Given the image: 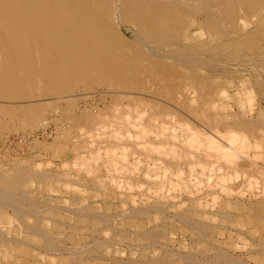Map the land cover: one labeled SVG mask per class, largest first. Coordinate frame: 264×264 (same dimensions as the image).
Listing matches in <instances>:
<instances>
[{
	"label": "rangeland",
	"instance_id": "374dc122",
	"mask_svg": "<svg viewBox=\"0 0 264 264\" xmlns=\"http://www.w3.org/2000/svg\"><path fill=\"white\" fill-rule=\"evenodd\" d=\"M258 21L260 23L258 26L253 25L251 21H247V23L246 21H244L245 24H248L246 27L247 32L253 33L256 32L259 28L262 29L261 32H264V16H260L258 18ZM201 22L202 20L200 19L196 29L194 30V34H196L194 40H197L194 43L197 44L201 43L203 40V43L206 42L207 38L209 37V34L207 35L206 31L203 30ZM242 67L239 66L240 71L238 72H243L240 76L239 73H236L235 75H233V77H231V75L225 80L223 79L221 81H214L211 78L215 83L211 84L210 88L213 92L218 93L212 97V106L214 105L215 107V105H217L216 108L212 107V109L214 108L215 110H211V107H209L206 108L204 113L201 112L202 110L199 108V104L197 103V101L195 102L196 96L191 95L194 100L192 102L191 100L188 102L192 106L188 109V111L186 110V105L177 108L176 105L175 107H173L172 105L170 106L166 104L171 109L170 112L172 114H156V112L153 110V106L155 105H151L150 103H148V97L137 96V99H135L133 105V101L129 100V97L127 98L128 100H118L119 95H114V93H112L110 89H107L109 88L108 84H102L103 86H94L92 89H86L83 85L81 86V84H75L76 86H73L74 91L72 90V93L65 95H52L47 97L46 99L43 98L42 100H39L35 103H25L21 101V104L20 101H17L20 103H17L16 101L9 102L6 100L4 101L0 98V110H3V106L4 109H14L15 107L17 108L21 105L35 104L37 109H40L39 111H41V118L34 126L29 124L27 126V123L24 124V121H22L20 118L13 117L12 115H10V117L5 114H0V121L3 123L2 126H5L7 124L5 126L6 128L4 127L5 130L1 129L2 131H0V176L1 178H9V176L16 177L18 175V172H21L19 173V175L24 174L27 176L25 180L22 181L17 187L18 190L15 189L16 187L14 186V196L16 197H12L11 199V197H7L10 195H0V264H113L112 261H114V259L118 260V258L120 261L132 260L136 263L148 264L150 261H153V258L155 260L156 256L157 258H159H156L157 260L170 261L171 259H173L171 261L175 262L176 264H264V204H262L261 202V200L263 201L264 198H260V196L264 193V174H261V176H259L260 172L257 170L259 169L257 168L258 166L262 167V169L264 168V145L260 144L259 149L256 151L253 147H250L247 153L249 159H239L238 166L236 167V169H238L237 172L233 168L226 167V165H224V162H217V159L215 158L210 161L212 164H214L215 162L214 166L216 168L214 167L213 169L211 167V164L209 165L210 168L203 169L205 171L203 174V171H201L203 168L202 165L206 163L204 162L205 160L202 159L201 153L199 152L200 154H198V150L200 148L198 146V143L201 144L203 142V136H208L211 134H209L210 124L214 127H216V123L220 124L216 127V129L213 130H218L221 135H224L223 133H226V131H230V129L234 128L233 126L231 127V125H242L245 122L251 121L256 126V136H260L257 134H261V132V135L264 136V72L251 73L249 71H243L246 70V68ZM247 91L249 93L247 95L248 97L245 96V94H247ZM252 96L253 98H251ZM185 97L189 98L190 96L183 94L182 98L185 99ZM114 98L116 101L114 100ZM248 99H251L252 102ZM185 100L188 101L189 99L186 98ZM157 102L163 104L162 101ZM44 103H46V105ZM141 106L143 108H141ZM69 107H71V109ZM184 107L185 109H183ZM250 108L253 109L252 112H249ZM138 109L140 110V112H142L141 109H143V112L147 111L143 116L144 118L146 117L144 119L145 121L143 123L139 122L138 128L140 129L139 132H142V128L145 126L144 128L148 131V135L150 136H147V139L143 138L145 142L143 140L132 142L135 138L134 134H136V130L128 131L126 127L118 129L119 123L117 121L122 118L124 120L127 119L126 114H130V112L135 113L136 111L139 112ZM172 109L179 114H173L174 112H172ZM182 109L183 111L185 110V113L183 112L184 114L181 113ZM65 111L67 113H70L71 111L72 112L70 114H66ZM63 112L64 116L62 115ZM150 112L151 114H148ZM187 112H189L188 115ZM211 114L213 115L210 116ZM116 115L120 116L117 117ZM177 115H179V117ZM86 116H89L90 118L93 117L95 119L98 118V116L99 119L101 117H104L102 118L104 120L101 119V121H104L102 126L105 127V130L103 129L99 132L97 131L98 134L95 132V129L92 131L84 128L86 131L83 130V128L78 126L79 124L77 123V121L79 120L77 119H83ZM174 116L176 120L174 119ZM71 117L73 120L71 119ZM106 117L110 120H107ZM201 118H204L206 121L208 120L207 122L209 125L206 124V126L209 127V130L205 127L204 124L201 123H206L205 121L201 120ZM165 120L167 121L165 122ZM154 121H157L156 126V122L154 123ZM123 122L125 121L122 120V123ZM177 122L179 124H177ZM213 122L215 125L213 124ZM186 123L189 128L186 126ZM223 124L229 126L222 128ZM181 126H183L182 129ZM109 127L110 129H108ZM184 127L185 129L188 128L190 133L192 132V134H196L195 137L197 136L198 140L193 143V146L195 145L194 148L192 146V148L190 147L191 149H189V145L188 147L186 146L187 144L185 142H187L186 139H188V134L190 135V133L188 132L187 134V132H184ZM202 127H205L204 130ZM172 129L173 131H171ZM198 129L200 130L198 131ZM78 130L81 132H78ZM113 130L117 131V133H114ZM175 130L178 131L176 132ZM151 131L153 133L159 132L160 134H162V136L164 135V137L168 134L167 137H163V139L169 142H162V139L158 138L157 136V138L155 137V139V134L153 135ZM112 133L122 136L121 141L118 142V144L122 143L121 145L116 144V142L114 141V134ZM125 133L128 134L125 135ZM201 133L204 135L200 136ZM89 134L90 138L86 136ZM87 137L88 139H86ZM253 137L254 136L249 137L251 146H253V144L255 143V138ZM24 138H28L26 143H20L21 139L23 140V142H25ZM97 138L99 139L97 140ZM94 141L98 143V146L99 144L101 146L98 147L96 145L97 143H95ZM170 141H173V145L175 148L172 147V143ZM91 142L94 143L92 144ZM157 142L160 143L158 144ZM114 143L116 144V146H114ZM164 143L167 145H165ZM104 144H106V147L104 146ZM137 144H143L144 146L139 145L141 147H138ZM157 145L160 148H163V146L167 147H164V150L159 148L160 150L158 152ZM171 147L172 149H170ZM121 148L124 149L122 150ZM154 149L157 150L158 154L156 153V155H154V152H156V150L152 152ZM195 149L196 153L195 151L191 152V150ZM105 150L108 151L109 154L107 152L105 153ZM171 150L174 151L173 153L175 155H173ZM111 151L115 152L111 153ZM166 153L168 154V157L165 155ZM179 154H181L182 158ZM192 154L194 156H192ZM94 155L96 156V158H92L94 157ZM164 155L166 156V158ZM257 155H259L260 158H258ZM83 156H87L86 158L88 160H86V158ZM146 157L149 160H147ZM179 157L180 159H177ZM90 158H92V160ZM122 158H126L123 159L125 160L123 162L126 164H123V162H121ZM143 158L146 160L143 161ZM97 159H102L103 161H98ZM89 160H91L90 164L87 165L86 162L89 163ZM176 161L181 162L177 163ZM253 161H255L254 164H256L257 166L252 163ZM95 162H97V166H94ZM200 162H202V165H200ZM64 163L66 166L63 165ZM132 163L136 167L138 166L136 168L138 171L136 170V172H134L135 168L133 169ZM151 163L154 165L152 166ZM194 163L196 164V168L195 165L193 167L194 173L189 172L190 169H192L189 166ZM207 163L210 164L209 161ZM129 164L131 166H129ZM147 164L150 167H148ZM37 165H40L39 168L35 167ZM161 165L163 167H161ZM177 165L182 167L183 170L178 168ZM198 165L202 166V168H200ZM87 166L90 170L87 169ZM90 166H92V168ZM115 166H117V168ZM187 166L189 168H187ZM78 167H81L80 169L82 170L86 169L85 172H83L82 174V170H80V172L78 170ZM168 167L172 168L169 169ZM163 168L164 170L168 169V172H166L167 174L165 173L166 175L163 174L165 172ZM106 169L107 173L109 172L108 174L106 173ZM174 169L176 170L177 175ZM177 169L180 172L183 171V174L180 173L181 175H178L179 171ZM132 170L133 174L131 173ZM208 170H213L214 174L209 173ZM6 171H11L12 174H9L11 172L7 174ZM42 171H44L45 173ZM89 171L91 174L88 173L89 176H87L86 173ZM77 172H80L79 175ZM145 172L148 173V176ZM172 172L176 176L171 175ZM64 173L66 176L63 175ZM199 173L200 175L202 174V177L199 176ZM46 174L47 176H45ZM145 174L147 177L151 175L150 178H146V176H144ZM210 174L211 176H213V178L210 176ZM113 175L114 178H112ZM190 175L192 177L191 180L189 177ZM156 176H158L157 180L152 179ZM186 176H188L187 179ZM208 177L212 178L210 181L212 184H210V178L208 179ZM220 177H224L225 179H227L228 177L231 182H228L227 180V183L223 184V181L216 180V178ZM68 179H70L71 181ZM98 179L99 182L97 183V181L95 180ZM102 179H104V182ZM110 179H112V181ZM91 181L93 183H90ZM110 181L113 184L110 183ZM190 181H192V183H190ZM175 182H177L176 185ZM153 183H155L156 185H153ZM252 183H254L255 185H253ZM93 184L94 186L96 185V188H94ZM126 184L130 185L131 187L132 185L133 187H137H132L133 190H131L130 186H126ZM178 184L180 185L179 187ZM139 185L143 186V188ZM250 185H252V188L250 187L252 190L248 188ZM139 187L141 190L137 189ZM174 187H176L177 189H175ZM209 187L210 189L208 190L207 188ZM245 187L247 190H250V193L248 191V194L246 193ZM160 188L164 189L163 193L156 192L157 190H160L161 192L162 190ZM178 188H180V190ZM194 188L197 190V192H195L196 190ZM167 190H169V192ZM199 190L201 192H199ZM241 190L243 191L241 192ZM223 191L226 193H224ZM194 192L195 194H198L196 195V198L192 196L195 195ZM237 192L239 193L235 194ZM244 192L246 194H244ZM153 193L158 194L153 195ZM251 193L253 194V196L251 195ZM150 195L152 196L150 197ZM171 195H173V197ZM239 195L242 196L240 197ZM258 195L259 197H255ZM162 196L163 199L161 200ZM212 196H215L216 198H213ZM171 198H174L176 200L173 201L174 199L172 200ZM212 198L215 200L214 203L211 202ZM143 200H146L147 202ZM160 200L163 205L160 203ZM33 201L36 203L34 204ZM152 201L155 202L153 203ZM200 201L201 203H199ZM156 202L159 203V205ZM164 202L166 204L165 206ZM205 203L208 204L206 205ZM153 204L157 206V208H154ZM38 205H40L42 208L40 206L38 207ZM177 205H179L180 207L178 206L179 208H177ZM181 205L184 209L181 208ZM51 206H55L56 208L54 209ZM160 207H162L163 210H159L162 209ZM128 208L133 210V212L136 210V212L134 213H137L139 216L137 214L133 215V212H131V210H129ZM152 208L154 209L151 210ZM180 208L182 209V211ZM172 209H175V213L174 211H172ZM179 210L181 212H179ZM159 211H161V213ZM163 211L168 213L166 214ZM185 213L187 217L191 218L190 220L188 218L189 222L186 221L187 218ZM121 214L123 216L125 215V217L121 216ZM93 215H98L96 217L99 218H102L103 216H111L113 220L111 217V219L108 218V223L106 217L104 221L103 218H95ZM116 215L119 216L117 217ZM119 217L122 218L120 219ZM126 217L127 219H125ZM102 220L104 223L102 222ZM107 225H109L110 227ZM111 227L113 228V230L111 229ZM99 230L101 231L99 232ZM134 230H137L138 233H136V231L134 232ZM116 232H119L118 236L116 234L117 237L114 234ZM104 233H106L107 236H105L106 234ZM111 234L114 235H112L111 237ZM90 235H93L94 237L92 238L90 237ZM97 235L99 238H97ZM79 237H81V239ZM96 238L98 241H103L105 239L104 242L106 243V247L108 246L106 248L108 252V255H106L107 257L103 254H100L99 252H97V254L92 253L90 254V256L88 254L83 255L82 250L85 247L89 246L90 243V245H92V243H95V241H97ZM106 240L109 243H107ZM48 241L52 243V251L46 248L47 245L45 246ZM83 245L85 247H83ZM136 248L138 249V251H135L137 250ZM154 250L157 251V254L155 253V255ZM128 253H130V256L128 255ZM112 255L113 257H115L114 259H112ZM75 256H77V258L81 260L80 263L76 262L77 258L75 259ZM186 259L189 261H187Z\"/></svg>",
	"mask_w": 264,
	"mask_h": 264
},
{
	"label": "bare ground",
	"instance_id": "6f19581e",
	"mask_svg": "<svg viewBox=\"0 0 264 264\" xmlns=\"http://www.w3.org/2000/svg\"><path fill=\"white\" fill-rule=\"evenodd\" d=\"M260 16H264V0H0V98L3 99L4 101L6 100L9 102H11V101H16V102L20 101L21 102L22 101L25 103H27V102L28 103H31V102L35 103L39 100H42L43 98L46 99L47 97L52 96V95H65V94L72 93L73 86L75 84H81V86L83 85L86 89H92L94 86H100L102 84H108L109 88H107V89H110L111 92L114 93V95H119L118 100L119 99L120 100H123V99L126 100L129 97V100L133 101V105H134L135 99H137L136 98L137 96L148 97V99H150V100L147 99L148 103H150L151 105H155V106H153L154 107L153 110L156 112V114H163V113L170 114L171 109L168 107V105H170V106L172 105L173 107H175V105H176L177 108H179L180 106L183 107L184 105H186V110L188 111V109L190 107H192L191 104L188 102L190 100H191V102L194 100L192 96H196L195 102L197 101V103L199 104V108L202 110L201 112L204 113L206 108L211 107V110L216 108L217 104L215 105V107H214V105L212 106V101H213L212 97L218 93L213 92L210 88V85L215 83L214 82L215 80L216 81H221L223 79L225 80L226 78H228L231 75H232L231 77H233V75H235L236 73H239V76H240L243 72L242 73L238 72V71H240L239 66H241V67L243 66L246 68V70H243V71H247V72L249 71L251 73H253V72L254 73L264 72V65H263L264 64V45H263V43H264V32H261L262 29L257 28L258 30L256 32L249 33V32H247V28H246L248 24H245V22H244V21H246V23H247V21H251L253 25L258 26L260 24L258 21V18ZM200 19L202 20L201 26H202L203 30L206 31L207 35L209 34L208 35L209 37L207 38V41L205 40L206 42L203 43V41H204L203 40L201 43L197 44V43H194L197 41V40L196 41L194 40L195 36H196V34H194V30L196 29ZM260 27H261V25H260ZM259 63L262 65H260ZM235 66H236V68H235ZM239 76H237V77H239ZM259 76H260V74H259ZM211 78L214 81H212ZM209 79H211V80H209ZM246 93L247 94H245V96L248 97L247 96L249 94L248 91ZM183 94L190 96L189 98L185 97V99L186 98L189 99L188 101H186L185 99L182 98ZM250 96H251V92H250ZM250 96H249V98H250ZM253 96L251 98H253ZM114 100H115V98H114ZM248 100L251 101V99H248ZM73 101H75V100H73ZM157 101H162L163 104L158 103ZM20 102H17V103H20ZM22 102H21V104H22ZM57 102H58V100H57ZM44 104L46 105V103H44ZM166 104H168V105H166ZM188 104H189V106H188ZM72 105H73V103H72ZM9 106H12V105H9ZM69 106H70V103H69ZM212 107H214V108L212 109ZM69 108L71 109V107H69ZM141 108H143V107L141 106ZM183 109H185V107ZM183 109L181 110L182 111L181 113H183V112L185 113V110L183 111ZM39 110L37 109L35 104L34 105L33 104L21 105L20 107H17V108L15 107L14 109H12V108L4 109V106H3V110L2 109L0 110V114H2V115L5 114L8 116L12 115L13 117L20 118L22 121L25 122L24 124L27 123L26 124L27 126H28V124L34 126L41 118V113H40L41 111H39ZM144 110H146V109H144ZM138 111L139 112L136 111L135 113L130 112V114H126V116H127L126 118L127 119L129 118L128 120L127 119L124 120L123 118L122 119L119 118L120 120L117 121L119 123V125H118L119 128L117 127L118 129L126 127V129L128 131H131V130L135 131L136 130V134H134L135 138L133 139L132 142H138L141 140L144 141L143 138L147 139L146 137L150 136V135H148V131L144 128L145 126L142 128V132H139V130H140V129H138L139 128V122L143 123L145 121L144 119L146 117L144 118L143 116L145 115L144 113H146L147 111L143 112V109H141L142 112H140L139 109H138ZM250 111L252 112L253 109L250 108L249 112ZM172 112H174L173 114L177 113V112H175V110L173 111V109H172ZM70 113L66 112V114H70ZM188 113L189 112H187V115H188ZM63 114H64V112L62 113V115ZM148 114H151V112ZM177 114H179V113H177ZM212 115L213 114H211L210 116H212ZM249 115H250V113H249ZM118 116H120V115H118ZM177 116L179 117V115H177ZM65 117H66V115H65ZM72 117H71V119H72ZM86 117H84V118L82 117L83 119L80 118L81 120L77 119V120H79V121H77V123L79 124L78 126L83 128V130L89 129V130L93 131L95 129L96 130L95 132L98 134V132L100 130H103L105 128L104 126H102L104 121H101V119L104 117H101L99 119V116H98V118H96L98 120H96L93 117L92 118H90L89 116H86ZM95 117H97V116H95ZM183 117H185V116H183ZM0 118H1V116H0ZM153 118H154V116H153ZM106 119H107V117H106ZM174 119H175V116H174ZM102 120H104V119H102ZM107 120H110V119H107ZM122 120L125 122L122 123ZM201 120L206 122V123H204V122H201V123L204 124L207 129L210 127L209 128L210 129L209 134L211 133L210 135H208L209 137L206 135L203 136L204 134L201 133L202 135L200 134V136L204 137V139L202 140L203 142L201 144L198 143L199 145L197 144L200 147V148L197 147V148H199L198 154L201 153V157L203 160H205L204 162L206 163V164L202 165L201 164L202 162H200V165H202L203 168H202V166L198 165L200 168H202L201 171H203L202 172L203 174L205 172L203 169L210 168L209 165L212 164L210 160L215 159V158L217 159V162L222 161V162H224V165H226V167L233 168L237 172L238 169H236V167L238 166L239 159L240 158L242 160L243 159H249V157L247 156L248 155L247 153H248V150L250 149V147H253L256 151L259 149L260 144L264 145V136L261 135L262 132H261V134L260 133L257 134V135H260L257 137L256 136V132H257L256 126L251 121L245 122L242 125L241 124L240 125H231V127L233 126L234 128H232V129L229 128L230 129V131L228 130L229 132L226 131V133H223L224 135H221L218 132V130H216V131L213 130V129H216V127L219 126L220 124L216 123V125H215L214 124L215 121H214L213 124L216 127H214L210 124L213 127L212 128L208 124V122H207L208 120L206 121L204 118L203 119L201 118ZM166 121L167 120H165V122ZM210 121H211V119H210ZM212 121H213V119H212ZM155 122H156V124H155V126H156L157 121H154V123ZM187 123H186V126L188 127ZM159 124H161V123H159ZM177 124H179V123L177 122ZM206 124H208L209 127L206 126ZM2 125H3V123L0 121V131H2L1 129L5 130L4 127L7 124L5 126H2ZM191 125H192V123H191ZM32 126H30V127H32ZM228 126L226 124H223L222 128L223 127L225 128ZM178 127H179V125H178ZM182 127L183 126H181V129H182ZM185 127H184V132H187V134H188V132L190 133V131L188 129L189 127L186 129H185ZM204 128H203V130H204ZM108 129H110V127ZM173 129L171 131H173ZM195 129H196V127H195ZM199 130L200 129H198V131ZM171 131H170V133H171ZM175 131L177 132L178 130H175ZM198 131H197V133H198ZM224 131H225V129H224ZM78 132H81V131L78 130ZM113 132L117 133V131H114V130H113ZM114 133H112V134H114ZM151 133H153V132L151 131ZM172 133H174V132H172ZM62 134H64V133H62ZM122 134H124V133H122ZM127 134L125 133V135H127ZM163 134H167V133H163ZM118 135L119 134L113 135L114 141L116 142L117 145H119V144L121 145L122 143L118 144V142L121 141L122 136H120V135L118 136ZM153 135H154V138L157 136L158 138L162 139V142H165V143L169 142V141H166L165 139H163L164 135L162 136V134H160L159 132H155V133H153ZM167 135L165 137H167ZM195 135L196 134H192V132L190 133V135L188 134V139H186L187 142H185V143L187 144L186 145L187 147L189 145V149H191L193 146V143H195V141L198 140L197 136L195 137ZM86 136L89 137L90 134L86 135ZM250 136H254L253 138H255V141L253 140L255 142L253 144V146H251L250 141H249ZM88 137L86 139H88ZM127 137H129V136H127ZM82 139H83V136H82ZM95 139H96V137H95ZM98 139L99 138H97V140ZM175 140H176V138H175ZM94 142H91V143L93 144ZM91 143H88V144H91ZM95 143H97V142H95ZM171 143H172V147H174L173 141ZM112 144H113V142H112ZM116 144L114 146H116ZM144 144H147V143H144ZM96 145L98 146V143ZM139 145H141V144H139ZM139 145L137 144L138 147L144 146L143 144L141 146H139ZM165 145H167V144H165ZM99 146H101V145L99 144ZM104 146L106 147V144H104ZM149 146H151V145H149ZM149 146H148V148H149ZM194 146H193V148H194ZM118 147H121V146H118ZM126 147H128V146H126ZM164 147L165 146H163V148L162 147L160 148L157 145L158 152L160 149L164 150ZM172 147L170 149H172ZM136 149H137V147H136ZM110 150H111V148H110ZM155 150L156 149H154L152 152H154ZM157 150H156V152H154V155H156V153L158 154ZM192 151H195V153H196V149L191 150V152ZM106 152L108 153V151L105 150V153ZM112 152L113 151H111V153ZM126 152H125V154H126ZM166 152H168V151H166ZM173 152L174 151H172V153ZM98 153H97V155H98ZM169 153H170V150H169ZM90 155H91V153H90ZM165 155L167 156L168 154L166 153ZM173 155H175V154L173 153ZM179 155L181 157V154H179ZM166 156H165V158H166ZM192 156H194V155L192 154ZM257 156H258V158H260L259 155H257ZM83 157H85V156H83ZM117 157H120V156H117ZM180 157L177 159H180ZM199 157H200V155H199ZM92 158H96V156L94 155V157H92ZM92 158H90V159L92 160ZM100 158H101V156H100ZM123 159H126V158H122V161H121V159H120V161L121 162L125 161ZM146 159H147V157H146ZM146 159L143 158V161ZM155 159H157V158H155ZM86 160H88V159L86 158ZM91 160H89V163L86 162V164L87 165L90 164ZM97 160L103 161L102 159H97ZM147 160H149V159H147ZM172 160H173V157H172ZM136 161H135V163H136ZM208 161L210 162V164L207 163ZM255 161H253L252 163L254 164ZM148 162H150V161H148ZM179 162H181V161H179ZM179 162H177V163H179ZM248 162H249V160H248ZM96 163L97 162L94 163L95 164L94 166H97ZM112 163H114V162H112ZM76 164H78V163H76ZM123 164H126V163L123 162ZM139 164H141V163H139ZM214 164H215V162H214ZM214 164L211 165V167L213 169L215 167ZM63 165L66 166L65 163ZM105 165H106V163H105ZM109 165H110V163H109ZM151 165L153 166L154 164L151 163ZM178 165H177V167L183 170V168L178 166ZM192 165L189 166L190 168H192V169H190L189 172H193L194 165L196 168L195 163ZM205 165H207V166H205ZM254 165H256V164H254ZM39 166L37 165L35 167L39 168ZM129 166H131V165L129 164ZM132 166H133V169L135 168L134 172H136V170H137L136 168L138 166L136 167L135 165H133V163H132ZM48 167H49V164H48ZM90 167L92 168V166H90ZM115 167L117 168V166H115ZM148 167H150V166L148 165ZM161 167H163V166L161 165ZM189 167L187 166V168H189ZM199 167H197V168H199ZM78 168L77 169L79 171L82 170V169H80L81 167H78ZM171 168L172 167H170L169 169H171ZM251 168H252V166H251ZM257 168H259V169H257L260 172L259 176H261V174H264V171H263L264 168L262 169V167H259V166ZM87 169H88V166H87ZM85 170H82V172L81 171L80 172L83 174V172H85ZM88 170H90V169H88ZM163 170H164V168H163ZM167 170L168 169H165L164 170L165 172L163 174L168 172ZM186 170H188V169H186ZM240 170H242V169H240ZM144 171H145V169H144ZM158 171H159V169H158ZM210 171H212V172H210ZM210 171H209V173L214 172L213 170H210ZM9 172H11V171H9ZM9 172H7V174ZM42 172H44V171H42ZM175 172H176V170H175ZM182 172L183 171H181V172L179 171L178 175H181L180 173H182ZM19 173H21V172H18L17 173L18 175L16 174L17 175L16 177L9 176V178H1V176H0V192H2V193H0V195H2V196L5 194L10 195V196L6 195V196L11 197V199H12V197H16V196H14V188L16 187L15 189H17V187L20 185V183L22 181H24L25 178L27 177L24 174L19 175ZM73 173H74V171H73ZM79 173H78V175H79ZM88 173L91 174L89 171L86 173L87 176H89ZM106 173H107V169H106ZM131 173L133 174V170L131 171ZM145 173H147V172H145ZM9 174L11 175L12 172ZM112 174H109V175H112ZM13 175H15V174H13ZM63 175H65V173ZM171 175H175V174H173V172H172ZM176 175H177V172H176ZM201 175L199 173V176H201ZM45 176H47V174ZM45 176H43V177H45ZM138 176H139V174H138ZM144 176H146V174ZM147 176H148V173H147ZM147 176H146V178H150L151 175L149 177H147ZM210 176H211V174H210ZM124 177H126V176H124ZM163 177H165V176H163ZM187 177L188 176H186V179H187ZM189 177L191 180V178H192L191 175ZM211 177L213 178V176H211ZM109 178H110V176H109ZM112 178H114V175ZM157 178H158V176H156L155 178L153 177L152 179L157 180ZM194 178H195V176H194ZM209 178L210 177H208V179ZM212 178L209 179V182L211 181ZM260 178H262V177H260ZM257 179H258V176H257ZM68 180H70V179H68ZM102 180L104 182V179H102ZM110 180L112 181V179H110ZM216 180L223 181L224 182L223 184L227 183V180H228V182L229 181L231 182V180H229L228 177H227V179H225L224 177H220V178H216ZM95 181H97V183H98L99 179L95 180ZM111 181H110V183H112ZM181 182H183V181H181ZM90 183H93V182L91 181ZM190 183H192V181H190ZM220 183H222V182H220ZM259 183H260V181H259ZM154 184L155 183H153V185ZM176 184H177V182H175V185ZM210 184H212V183L210 182ZM252 184L255 185L254 183H252ZM87 185H89V184H87ZM198 185H200V184H198ZM93 186H94V184H93ZM95 186H94V188H96ZM126 186H130V185L126 184ZM179 186L180 185L178 184V187ZM251 186L252 185H250L248 188H250ZM132 187H133V185H132ZM132 187L130 186L131 190H133V188L137 187V186H134L133 188ZM140 187L143 188V186H140ZM140 187L137 189L141 190ZM176 187H174V188L177 189ZM196 187H198V186H196ZM263 187H264V185H263ZM178 189L180 190V188H178ZM207 189L209 190L210 187ZM222 189H221V192H222ZM245 189H246V187H245ZM161 190H162L161 192H160V190L159 191L157 190L156 192L163 193L164 189H161ZM59 191H60V189H59ZM167 191L169 192V190H167ZM224 191H225V189H224ZM242 191L243 190H241V192ZM245 191H246V193H247V191L250 193L249 189L248 190L246 189ZM257 191H259V190H257ZM148 192H149V190H148ZM195 192H197V190ZM195 192H194V194H195ZM199 192H201V191L199 190ZM239 192H237L235 194H238ZM15 193H16V191H15ZM224 193H226V192H224ZM231 193H233V192H231ZM246 193L244 192V194H246ZM154 194L155 193H153V195ZM157 194H155V195H157ZM166 194H167V192H166ZM227 194H225V195H227ZM263 194L260 196V198L261 197L264 198ZM196 195H198V194L196 193L195 195H192V196L196 198ZM251 195L253 196L252 193H251ZM6 196H5V198H6ZM151 196L152 195H150V197ZM171 196L173 197V195H171ZM239 196L241 197L242 195H239ZM248 197H250V196H248ZM255 197H259V195L255 196ZM213 198H216V197L214 196ZM213 198H212V201L211 200L210 201L214 203L215 200ZM162 199H163V196L161 197V200ZM165 199H166V197H165ZM171 199L173 200L174 198H171ZM178 199H179V197H178ZM206 199H208V198H206ZM218 199H220V198H218ZM13 200H14V198H13ZM122 200H123V198H122ZM161 200H160V203H161ZM175 200L176 199H174L173 201H175ZM143 201H146V200H143ZM196 202H198V201H196ZM261 202H262V204H264V200L263 201L261 200ZM35 203L36 202H34V204ZM199 203H201V201ZM157 204L159 205V203H157ZM182 204H184V203H182ZM165 205L166 204L164 202V206ZM170 205H169V207H170ZM39 206L40 205H38V207ZM178 206L179 205H177L176 207L179 208L180 206L179 207ZM51 207H53V206H51ZM142 207H144V206H142ZM53 208L55 209L56 207L54 206ZM154 208H157V206L154 205ZM154 208H152L151 210H153ZM160 208H162V207H160ZM181 208H183L182 205H181ZM34 209H36V208H34ZM146 209H148V208H146ZM167 209H169V208H167ZM129 210H131V209H129ZM159 210H163V208L159 209ZM186 210H188V209H186ZM172 211H174V213H175V209H172ZM181 211H182V209H181ZM181 211L179 210V212H181ZM131 212H133V210H131ZM134 212H136V210ZM134 212H133V215H136L137 213H134ZM159 212L161 213V211H159ZM186 212H189V211H186ZM164 213H166V212H164ZM169 213H170V211H169ZM166 214H164V215H166ZM180 214H182V213H180ZM180 214H177V215H180ZM173 215H175V214H173ZM185 215H186V213H185ZM96 216H98V215H95L94 217L99 218ZM116 216L118 217L119 215H116ZM121 216H123V215L121 214ZM126 216H127V214H126ZM160 216H161V214H160ZM105 217L106 216L102 217L103 220L105 219ZM110 217L111 216L106 217L107 222L109 221L108 218H110ZM123 217H125V215ZM177 217H179V216H177ZM102 218H99V219H102ZM119 218L121 219L122 217H119ZM148 218H149V216H148ZM186 218H187L186 221H188V222L191 219V218L187 217V215H186ZM188 218H189V220H188ZM125 219H127V217ZM103 220H102V222H103ZM112 220H113V218H112ZM107 226H109V225H107ZM106 229H110V228H106ZM111 229L113 230L112 227H111ZM100 231L101 230H99V232ZM135 231H136V233H138L137 230H134V232ZM104 234H106V233H104ZM114 234H115V236H116V234L118 236L119 232L118 233L116 232ZM114 234H111V237ZM105 236H107V234ZM90 237L93 238L94 236L90 235ZM111 237H109V238H111ZM79 238L81 239V237H79ZM97 238H99L98 235H97ZM97 238H96V240H97ZM113 238H115V237H113ZM94 240H95V238H94ZM104 241H105V239L103 241L97 240V241H95V243H92V245H90L91 244L90 243L89 246H87V247H85L83 245V247H85L82 250L83 255L88 254L90 256V254H92V253L97 254V252H99L100 254H103L105 256L108 255V252L106 250V248L108 246L106 247V243ZM106 242H107V240H106ZM107 243H109V242H107ZM46 245H47L46 248L48 250H50V251L53 250L51 242L48 241V243L45 244V246ZM111 245H112V243H111ZM135 251H138V249ZM127 252H129V251H127ZM156 252L157 251L154 252V255ZM139 253H140V251H139ZM129 254L130 253H128V255ZM128 255H127V257H128ZM178 256H182V255H178ZM76 258H77V256H75V259ZM114 258L115 257H113V255H112V259H114ZM156 258H157V256H156ZM156 258H155V260L153 258V261H150L148 264H176L175 262L171 261L173 259L168 261V260H157L159 258H157V259ZM104 259H106V258H104ZM133 259H135V258H133ZM181 259H182V257H181ZM187 259H188V257H187ZM187 261H189V260H187ZM76 262L80 263L81 260H79L77 258ZM112 262H113V264H140V263H136L135 261H132V260L120 261L119 258H118V260L114 259V261H112ZM50 264H52V263H50ZM230 264H232V263H230Z\"/></svg>",
	"mask_w": 264,
	"mask_h": 264
},
{
	"label": "built area",
	"instance_id": "2783aa9c",
	"mask_svg": "<svg viewBox=\"0 0 264 264\" xmlns=\"http://www.w3.org/2000/svg\"><path fill=\"white\" fill-rule=\"evenodd\" d=\"M31 136V135H30ZM25 139V142H23V140L21 139L20 143H26V141L28 140V138H24ZM19 143V144H20Z\"/></svg>",
	"mask_w": 264,
	"mask_h": 264
}]
</instances>
